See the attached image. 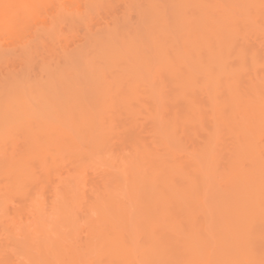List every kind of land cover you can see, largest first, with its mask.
I'll use <instances>...</instances> for the list:
<instances>
[{
    "label": "bare ground",
    "instance_id": "1",
    "mask_svg": "<svg viewBox=\"0 0 264 264\" xmlns=\"http://www.w3.org/2000/svg\"><path fill=\"white\" fill-rule=\"evenodd\" d=\"M158 2L144 0L148 42L122 23L107 41L92 43L97 48L91 47L96 52L92 58L88 52V60L80 51L75 53L77 64V60L85 62L81 57L89 62V67L81 66L87 68V75L79 70L80 74L75 71L71 78L62 73L56 78L47 76L41 88L40 82L24 80L28 74L0 79V143L8 142L11 147V135L19 133L25 143L16 154L7 148L9 159L1 149L5 145L0 144V159L3 155L6 161L0 160V176L5 175L9 189H17L25 177L33 181L32 164L45 166L46 160H40L49 158L52 145L56 150L70 149L74 158L79 151L83 153L79 158L84 152L96 156L114 135L120 146L129 143L135 161L128 164L125 196L133 213L124 206L122 183H115L117 195L95 200L94 210L108 226L105 232L112 238L106 237L108 242L113 240L111 246L125 244L123 221L126 224L136 217L145 222V238L157 241L155 244L162 242L161 249L166 246L156 254L160 258L156 264L162 258V264L177 263L170 248L175 253L178 250L176 254L182 257L178 254L177 258L179 262L183 258L184 264H240V256L242 264H254V255L264 252V0H167V7ZM40 3L0 0V30L14 35L21 19L18 12L35 11ZM165 12L171 23L164 19ZM67 62H71L69 58ZM26 93H33L34 99ZM203 110L210 112L211 122ZM139 114L152 119L153 136L162 139L157 140L163 146L157 145L163 147V154L160 150L158 156H152L137 137L139 119L135 117ZM201 118L209 121L213 132L202 148L187 153L190 162L181 163L171 150L178 145L176 129ZM215 124L224 127L230 141L229 147L222 149L227 159L223 177L216 174L222 178L223 193L208 191L218 185L212 180L216 175L212 179L208 175L215 171L218 155L214 145L219 127ZM104 160L102 157V163ZM121 166H115L120 173ZM127 231L124 235L129 237ZM163 253L168 260L161 258ZM153 261L150 264H155Z\"/></svg>",
    "mask_w": 264,
    "mask_h": 264
},
{
    "label": "rangeland",
    "instance_id": "2",
    "mask_svg": "<svg viewBox=\"0 0 264 264\" xmlns=\"http://www.w3.org/2000/svg\"><path fill=\"white\" fill-rule=\"evenodd\" d=\"M153 1H161L162 7H167V0ZM39 2L41 3L35 11L30 10V13L27 14H20V12H18L21 22L19 24L18 21L20 20L17 21L18 25L13 30L16 31L14 35H10L9 30H0V50H3V52L0 51V53L4 57L2 58V56H0V61L2 60L0 62V79L2 77L6 78L7 75L21 77L22 74L23 76L28 74L30 77L27 75L28 78L25 76L26 79L24 80L29 79L31 84L40 82L39 88H41L47 81V78H56L60 73H62L61 75L67 74V78H71L72 75L77 73L80 74V71L85 75V71L87 70L86 67H89V62L87 60L92 58L96 53L95 50H91V47H93L92 43L95 41H99L98 43L107 41L112 35V32L122 23L123 26L128 25L131 30L137 32L144 42H148L149 40L148 30L145 29V22L142 14L143 11L148 10L144 5V0H39ZM158 3L160 4V2ZM168 15L170 14L167 13L164 19L171 23L169 20L170 16ZM256 44L257 42L254 41L253 45ZM93 48L97 50L95 46ZM79 51L85 56L87 55V60L81 57L85 60V62H83L84 64H81V62L79 63L78 60V64L76 63L77 58L75 57L77 54L75 53H79ZM86 52L89 53L90 58ZM4 53H7V56L4 55ZM70 56L72 59H70ZM68 58L71 62H67ZM76 65L80 66L77 67ZM83 65L86 67L82 68L81 66ZM76 68L82 69L74 70ZM75 71L79 72L76 73ZM21 78L19 79L21 80ZM22 82L23 84L26 83L25 81ZM29 82L27 81L28 85L30 84ZM24 86L26 87V84ZM26 92L28 91L26 90ZM33 93L32 95L29 93L26 94L32 97ZM33 97L32 99H34ZM201 97L202 96H200V98ZM198 99L199 97L197 101L201 100ZM202 100H205L204 97H202ZM200 102L201 101H199V103ZM163 103L165 104L166 102L163 100ZM202 104L204 105L203 102L200 103L201 106H203ZM132 105H136V103ZM205 110H203V113L207 114V118H209L210 112L207 113ZM161 113H163L164 117L167 114L165 110ZM144 115L145 114H139V116L136 115L137 117H135V120L139 119L138 121L136 120L137 124L135 127V131L138 129V133H136L137 137L142 144H146V147L144 146L146 150L150 149L149 151H151L152 156H158V153L162 151L161 148H163L160 147L163 143H159L162 142V139H159L156 135L153 136L154 128L152 127L153 125L151 126L152 119ZM208 120H210V118ZM208 120L205 122L203 118H201V121L198 122L201 125L199 124L198 126L197 122H191L193 126L190 124L188 127L183 125V127H186H184V129L182 126L180 129V125L177 127L175 139L176 145H178L174 150L170 147L171 150L176 153H174V155L177 161L179 160L181 163L187 164L186 162L189 159L188 156H186L187 153L188 155L195 153L198 149L202 148V145H205V139L207 140L213 132L211 129L212 125L210 126ZM137 125L140 129L137 128ZM215 125L218 126L219 129L218 132L215 130L217 133L214 148L216 154L219 155L221 151L222 154L219 156L217 155V161L215 160L216 163L214 164L216 167L213 172V174H215L213 175L210 172L209 174L207 173L211 177H209L210 179L216 174L223 177L224 169L227 167V159L225 156H222L224 155V150L222 149L230 145L229 136H226L228 135L227 131L225 133L223 130L224 127L221 128L222 126L220 127L219 124ZM262 137L261 142L264 143L263 134ZM21 138L24 140L22 133L18 135L15 134L13 137L11 135V139L13 140L12 146L8 147L7 141L6 144L1 142L5 145V148L1 149L4 152L6 150L8 151L10 148L9 151L11 152L13 151L12 149H14V154L19 153L23 150L21 148L25 146ZM9 139L10 138H8V140ZM109 140V144L105 148L99 150L96 156L90 154L88 155L90 157H88V153L84 152L85 158L84 156L79 158L78 155H80L81 151H79L78 155L74 153V156L76 155L78 159L73 157V152L70 149L68 150L70 153L72 152L71 154L68 150L66 151V148L63 149L60 147L63 149L62 150L56 146V148L59 149L56 150L54 149L55 146L52 145L53 148L52 146L50 147V149H52L50 150L49 158L47 156L46 159L41 158L40 160H46L45 166L44 164L43 166L39 165L40 167L37 165L40 169L38 171L35 170L38 169L35 166L36 162L32 164L33 166L30 167L33 168V181L28 177V180H26L27 178L25 177V179L22 180L23 182L21 181V184H18V187H21L20 190L18 187L13 190L9 189V186H7L8 183L6 184L5 182V175L2 173L4 177L2 178V176H0V264H140L141 262V264H150L152 259L155 261V264L158 263V259L160 258L156 256V254L158 255L163 249L165 250L166 246L164 245L165 248L162 247L161 249L159 248V244L161 243L162 245V242L159 241V244H155L157 241L153 242L149 237H147L148 239L145 238L147 235L144 236L142 233L145 229H143V227H145V222L142 219L134 217L130 220L131 222H126V224L123 221V237L125 240L123 241L125 244L122 245L127 246H125L126 249H124L125 247L122 248V245L111 246L110 243L113 240L108 242L111 236L107 234V231L105 232L108 226L105 225L103 220L101 221V219L98 218L99 215L94 210L95 200L97 198L101 196L110 197L118 194L115 183L123 184V203L128 201L125 199L127 198L125 196L129 186L127 185V177L130 173L128 164L131 161H135L134 152L130 145H128L129 143L123 142V146H120L114 135L110 136ZM1 149L0 153L2 152ZM7 151L4 152V155L6 159H9L7 158ZM52 151L55 152L52 153ZM161 153L163 154V151ZM81 155H83V153ZM2 156L3 155H1L3 161L0 160L4 162L5 158L3 159ZM51 157L54 163H51ZM102 157L108 164L104 162L105 160L103 163H106L107 166L112 164L111 167H106V164L102 163ZM49 162L53 165H50ZM188 162H190V160ZM117 165L123 166L121 172L123 174L117 171L119 167L115 168ZM42 170L46 173L45 175L42 173ZM216 171L218 172L216 173ZM218 173H220V175ZM217 175L212 180L214 183L218 184V188L212 187L209 188L208 191L213 192L216 189L215 191L223 193L225 190L224 184L222 178L219 180L220 177H217ZM126 205L127 211L133 210L130 202H127L124 206L126 207ZM207 219L209 218H206V220ZM207 223H210V221L208 222L207 220ZM208 226L210 225L208 224ZM126 230H128L127 234L130 231L132 236H125ZM149 243L152 244L149 245ZM119 247H121L122 250ZM168 248L169 247H167V249ZM159 249L162 251L160 252ZM168 250H170L171 253L173 252L174 257L170 252L172 256H169V253L168 256L173 257L172 260L174 261L177 260L175 261L177 263L174 264H184V262H186L185 260L183 262V258L182 261L180 260L179 262L177 258L179 253L176 254L178 250H175L176 253L171 248ZM117 251H120V255ZM145 253H147V256ZM199 253L203 255L202 252ZM121 254H125L127 258H123ZM261 254H264V252ZM261 254H257L258 256L254 255L256 256L254 257V264H262V261L264 263V255ZM166 255L163 253L161 258L164 256L166 259ZM200 255L197 256L200 257ZM119 256H121L120 258L123 259V262L119 259ZM178 256L182 257L181 254ZM156 257L158 258L156 259ZM242 257H238L239 260H237V263L240 262V264H242V261H240ZM128 258H131V260ZM194 258H196V256H194ZM212 258L214 259L213 256ZM159 261H161L159 264H162L163 258ZM169 262L168 264H170ZM243 263L245 262L243 261ZM171 264H173V261Z\"/></svg>",
    "mask_w": 264,
    "mask_h": 264
}]
</instances>
